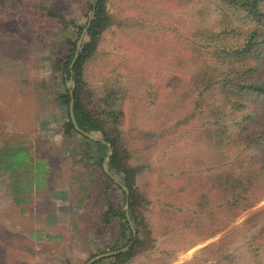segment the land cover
I'll return each mask as SVG.
<instances>
[{"label": "rangeland", "instance_id": "rangeland-1", "mask_svg": "<svg viewBox=\"0 0 264 264\" xmlns=\"http://www.w3.org/2000/svg\"><path fill=\"white\" fill-rule=\"evenodd\" d=\"M107 4L113 23L84 65L85 82L95 93L114 87L123 96L120 128L131 161L143 167L137 184L155 239L153 248L128 264H264V195L234 219L215 207L214 194L212 214L200 212L201 171L211 167L213 151L200 134L198 116L183 123L199 102L197 88L168 81L189 34L218 22L212 0ZM89 5V0H0V140L26 141L32 157H44L52 171L27 205L12 198L10 184L0 182V264H86L113 251L108 233L117 224L104 221L113 219L108 203H78L75 179L87 163L69 150L83 151V142L67 132L66 104L59 95L58 57L93 17ZM190 72L196 74L188 67L181 75ZM113 205L118 208L114 195ZM259 211L255 226L245 227ZM209 227L215 230L204 233ZM253 235L258 236L252 244Z\"/></svg>", "mask_w": 264, "mask_h": 264}, {"label": "trees", "instance_id": "trees-1", "mask_svg": "<svg viewBox=\"0 0 264 264\" xmlns=\"http://www.w3.org/2000/svg\"><path fill=\"white\" fill-rule=\"evenodd\" d=\"M107 1L89 0L90 14H93L91 24L72 68L77 44L88 22L79 28L76 38L69 41L65 55H59L58 84L63 88L59 91L60 98L66 104L64 126L70 135L83 142L84 148L81 152L69 150L87 163L85 173L75 179L80 196L78 203L96 199L108 203L106 213L113 219L104 221L109 225L117 224L108 233L107 243L112 242L108 244L110 250L121 249L133 241L128 249L93 264H128L138 254L153 248L155 241L143 212L144 192L137 184L143 167L131 161L124 142L120 128L124 114L120 90L109 87L102 93H95L84 77V65L95 53L102 33L113 23ZM212 3L218 22L215 26H197L189 34L190 38L187 37L180 47L184 54L178 56L168 81L170 86L180 81L181 84L192 83L197 88L200 103H195L183 123L196 120L198 116L200 134L213 151L211 167L201 171L204 182L197 206L201 208L200 212L211 215L209 199L210 194H214L219 201L215 207L230 211V218L234 219L264 195V0H212ZM200 13L205 21L206 14ZM193 37L202 39L201 44ZM188 67L194 68L196 74L192 76L190 72L183 77L182 69ZM70 79L72 86L69 88L67 82ZM71 91L78 125L99 139L75 129L70 117ZM108 143L112 149L107 161L110 174L103 167L109 153ZM50 175L52 171L47 160L33 158L26 141L0 142V182L11 185V195L16 202L31 203L33 189L46 186ZM111 175L127 186L129 194ZM113 195L117 198L118 208L113 205ZM262 213L253 215L245 227H254L255 219ZM127 214L135 226L136 237ZM219 225L223 226V223L219 222ZM214 230L209 227L203 232ZM256 236L251 237L252 244ZM256 248L260 249V246Z\"/></svg>", "mask_w": 264, "mask_h": 264}, {"label": "water", "instance_id": "water-1", "mask_svg": "<svg viewBox=\"0 0 264 264\" xmlns=\"http://www.w3.org/2000/svg\"><path fill=\"white\" fill-rule=\"evenodd\" d=\"M92 16H93V14H92ZM91 19H92V18H90V20L88 21V24H87V26L85 27V30H87V28L90 26V24H91ZM82 39H83V35L80 37V40H79V42H78V44H77L76 56H75V58H74V61L71 63V68H72L73 65H74L75 59H76V57H77V53H78L79 48H80V46H81V41H82ZM71 84H72V79H70V80L68 81V86H71ZM73 103H74V96H73V92L71 91V102H70L71 118H72L73 123L75 124L76 128L79 129V125L77 124V121H76L75 115H74V113H73ZM79 130H80V129H79ZM80 132H82L84 135H87V136H89V137H91V138H93V139H96V140L99 139L97 136H95V135H93V134H90V133H88V132H86V131H81V130H80ZM107 145H108V147H109V153H108V155H107V157H106V159H105V161H104V163H103V166H104L105 171H107V172L109 173V170H108V167H107V161H108V156H109V154L111 153V150H112V149H111V146L109 145V143H108ZM112 177H113V179H114L115 181H117L118 183H120V182H119L114 176H112ZM120 184H121V183H120ZM121 185H122V187L125 189V191L127 192V194H129V189L127 188V186L124 185V184H121ZM127 217H128V220H129V224H130V226H131V228H132V230H133V235H134V237H136V229H135V226L133 225V222H132L131 219H130V215L127 214ZM132 243H133V241H132L129 245H127V246H125V247H123V248H121V249H116V250H113V251H108V252H104V253H99V254L95 255L94 257H92V258H91L86 264H93L95 261H97V260H99V259H101V258H104V257L109 256V255L116 254V253L121 252V251H124V250L128 249L129 246H130Z\"/></svg>", "mask_w": 264, "mask_h": 264}, {"label": "crops", "instance_id": "crops-1", "mask_svg": "<svg viewBox=\"0 0 264 264\" xmlns=\"http://www.w3.org/2000/svg\"><path fill=\"white\" fill-rule=\"evenodd\" d=\"M42 234V233H41Z\"/></svg>", "mask_w": 264, "mask_h": 264}]
</instances>
